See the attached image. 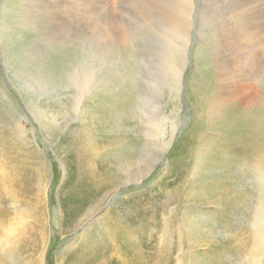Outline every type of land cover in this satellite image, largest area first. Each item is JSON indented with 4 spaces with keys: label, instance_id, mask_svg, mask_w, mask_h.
Wrapping results in <instances>:
<instances>
[{
    "label": "rangeland",
    "instance_id": "rangeland-1",
    "mask_svg": "<svg viewBox=\"0 0 264 264\" xmlns=\"http://www.w3.org/2000/svg\"><path fill=\"white\" fill-rule=\"evenodd\" d=\"M41 1L0 0V261L6 259V262L0 264H27L29 261L34 264L33 260L35 264H39L38 257L33 256L30 250L34 240H37L39 251L42 245L39 238L46 242L42 264H72L79 260V248L95 237L102 227L109 225L110 221L114 222L113 219L118 215H124L127 209L137 211L135 206L127 204L129 200H139L154 217V243L165 259L166 252L163 250L171 249L172 243L177 248H183L187 257L182 260V251L175 252L170 264H212L210 259L216 248L208 244H219L218 248L226 249L221 254L220 264H264L263 259L255 260L256 257L250 256L248 251L240 253L228 250L229 244H233L230 239L240 235H243L241 244H248L253 236L250 229L254 224L264 233V181L261 185L255 182L256 177L250 179L244 172L248 170V166L235 163L230 171L215 167L219 150L214 143L225 139L226 143L235 141V133L226 127L222 113L229 117L251 105L259 97L257 88L250 82L239 86L229 85L224 92H219V79L223 68L227 67L224 61L229 56L230 47L226 46L230 43L231 33L219 43L217 28L228 27L231 31L235 30L227 22L233 18L237 0L193 1L191 8L194 20L190 29H184L186 18L177 15L176 11L155 7L157 0H105L109 7L104 5L105 7L100 8L89 0H81L82 5L86 2L93 12L90 11L87 14L89 19L83 21L80 19L83 13L73 15L71 35L66 43L76 47L64 49L59 45L64 50L60 49V57L67 59L72 65L83 67L89 73H97V80L92 84L90 93L84 97L78 118L69 121L68 116H64L58 120L55 128L53 127L55 139L52 141L45 137L46 131L36 119L33 107L41 108L55 93L67 92L63 87L56 89L42 83V80L46 81L52 50L48 57L41 60L42 53L46 56V48L49 46L55 49L58 43L45 44L43 26L46 24L47 10L41 6ZM67 1L64 0L62 5H67ZM138 2L146 3V8L138 7ZM260 5L257 4V14L264 9V5ZM34 10L40 11L38 19L30 14ZM79 10L83 11L84 7ZM202 13L206 17L205 22ZM168 21L176 22L180 27L170 28ZM112 22H119L117 25L127 35L126 43L107 45L110 49L106 47L107 53H103L101 48L104 47H100L99 43L103 32L100 24L108 23L112 26ZM244 23L247 26L249 22ZM224 29L222 30L225 31ZM165 36H169L167 42ZM175 36L181 38L173 40ZM165 43L168 47L170 44L178 47L171 57H168L171 46L168 50ZM220 44L228 49V52L225 51L227 54L221 52ZM77 52L80 54L76 55ZM168 59L181 70L167 74L165 62ZM262 87L264 88V83ZM124 103H130L133 112H125L120 116L119 123H122L118 125L120 130L116 131L117 134L111 128L103 126L96 108L124 106ZM25 128L28 131L26 134L30 136V144L20 140L18 136ZM133 128L134 130H130ZM259 132L264 136L261 129ZM82 134L90 137L92 143L101 146V159L107 156L106 168L110 170L113 167L122 180L113 192L111 187L106 186L102 190L104 194L98 195L99 197L95 195L92 200H70L69 190L65 186L69 168L73 165V156L66 153L65 148H68L73 138L77 139ZM132 135L138 137L135 151L140 158L139 166L142 171L138 181L135 180L136 174L131 179L130 170L122 168L115 160L120 157L119 154L125 155L127 142ZM104 137H109L110 143L102 142ZM61 145L63 151L58 149ZM149 148L153 152H149ZM33 149L45 161L49 178L33 174L23 178L26 172L24 169L29 168L30 171L32 161L36 160L32 154ZM95 158L98 162V156ZM153 159L155 164L150 166ZM221 176H224L227 183L242 177L247 193L243 207L235 208L237 184H225L226 187H222ZM38 180L41 182L38 183ZM43 187L46 193L42 201L40 196L43 194ZM205 197H210V200H205ZM257 203L261 205L258 206ZM82 206L87 208L86 219H74V223L70 225L71 216L66 219L70 209L74 212L76 207ZM144 211H137L138 215ZM231 214L233 216H229ZM74 215L78 217L81 212ZM225 215L229 216V220ZM44 216L47 218L45 226L42 221ZM193 216L198 219L197 222L192 221ZM223 220L228 223H222ZM203 222H208L213 227L207 229ZM75 223L73 228L67 227ZM40 226L45 231L44 234ZM209 231L211 232L208 233ZM208 236H213L215 241L209 243L202 240ZM37 250L34 254L38 253Z\"/></svg>",
    "mask_w": 264,
    "mask_h": 264
},
{
    "label": "bare ground",
    "instance_id": "bare-ground-1",
    "mask_svg": "<svg viewBox=\"0 0 264 264\" xmlns=\"http://www.w3.org/2000/svg\"><path fill=\"white\" fill-rule=\"evenodd\" d=\"M63 1L64 0H47V1L42 0L41 1V6L45 7V11L47 10L46 24H44V26H43V28H44L43 29V31H44L43 37H44L45 44L51 43V42L58 43L55 46V49H51L49 46L46 48V56L44 55V53H42L43 57H41V60L48 57L49 53L52 50L50 57H49V66L50 67H48V69H47L46 81L42 80V83L46 84V85H50L56 89H57V87H59V89H60V87H63L64 91L66 89V92H67L64 94L55 93L53 96L49 97L48 101L45 102V104L41 108H38L35 106L33 107V109L36 112V119L40 123L41 128H43L46 131L45 137L47 138L48 141H52L55 139V137H54L55 130H53V127L57 124V122L60 118H62L64 116H68L67 119L69 121H74L75 119L78 118L79 110H80V107L82 105L83 99L86 95H88L90 93V90L93 87L92 84L94 83L95 80H97V78H96L97 73H95V72L89 73L83 67H79L76 64L72 65L67 59L64 58L65 60L68 61V65H67L66 61L60 57V54L62 53L61 50L62 51H64V50L61 49L59 47V45L64 49H72V48L76 47L75 45H73L71 43L70 44L66 43V41H68V39L71 35L70 34L71 26H72V23L74 21L73 15L80 13V12L83 13V15L80 17L81 21H83L84 19L85 20L89 19L87 14H90V11L93 12L92 10H90L87 7L86 2H83V5H82L81 0H68L66 3L67 5H64V6L62 5ZM89 1H90V3L97 5L99 8H100V6L105 7L106 5L108 6V4H109L105 0H89ZM193 1H195V0H168V1L157 0V4L155 3L156 4L155 7L165 8L164 9L165 11H168V10L176 11L175 13H177V15L186 18V21L184 23V25H185L184 29H190V27L192 26V22L194 20V18L192 16L193 11L191 8L192 4L194 3ZM202 1H204V0H202ZM256 3L258 4V6L260 4L264 5V0H237L235 8L233 10V18H231V20L230 21L228 20V22H227V23L230 22L232 24V27L234 26L235 30L231 31V30H229L230 28L227 27L225 29L222 28L225 30V31H223L220 27L217 28L218 29V35H219L218 40H220L219 43H222L223 40L226 39L227 36L231 33V36L230 37L228 36L230 43L228 46H226V47H230V51L228 53L229 56H228L227 60L224 61V63L227 65V67L223 68L222 75L219 79V85H220L219 92H224L227 89V86H229V85L239 86V85L243 84L244 82H250V83H253L255 85V87L257 88V90L259 92V97L251 105H249V106H247V107H245L239 111L232 113L229 117H227V115L225 113H222L223 121L226 124V127L228 126V128H231L233 133H235L234 134L235 141L233 143L232 142L230 143V141H228V143H226L225 142L226 139H225V140L214 143L216 148H218V150H219V154L216 157V162H215V164L217 166H215V165L214 166L219 168V170L222 168H224V169L226 168L227 171H230L234 167L233 165L235 163H236V165L248 166V170H246V169H245L246 171L243 170L245 172V174L250 179L252 177H256L255 182H257V184H261L264 181V136L262 134H260V132H259V129H261L262 132L264 133V88L262 87V84L264 83V66H263V64H264V9H262L263 10L262 12H259L257 14V7L258 6ZM139 4H138V7L141 6L140 8H146V3L143 4L142 2H140ZM35 7H38V6L35 5ZM80 7H84V10L83 11L79 10ZM207 8H210V7H207ZM227 8H229V7L227 6ZM227 8H226V10H227ZM209 10H211V9H209ZM39 13H40V11L35 12V10H34L30 14L35 19H38L40 17ZM68 13H69L70 17L67 15ZM202 16H203L204 22H205L206 17L204 16L203 13H202ZM219 17H217V18H219ZM171 19H173V18H171ZM232 19H234V21ZM211 20H212V18H211ZM218 21H220V20H218ZM244 21L249 22L247 26H244L245 25ZM117 23H119V22H115V23L112 22V26H110L108 23H107V25H104L103 23H101V24L99 23L102 27V30H103L102 34L101 35L99 34L100 35V37H99L100 47H104V48H101L103 50V53H107L106 49H108V50L110 49L109 46H107V45H114L115 43H118L119 45H121V44L123 45L124 43H126L125 38L127 35L124 32V30H122L117 25ZM215 23H217V21ZM221 23H222V21H221ZM167 25L170 28L180 27V25L176 22H169L168 21ZM219 25H220V22H219ZM224 26H225V24L223 25V27ZM167 37L169 39V36H165L166 42H167ZM36 38H37V36H36ZM180 38H181L180 36H175L172 39L177 40ZM101 44H106V45H101ZM170 46H171V50L169 52L170 55L168 57H171L173 51L176 48H178L174 44H170ZM170 46L168 47V44H166V49L168 48V50H169ZM220 46H221V44H220ZM226 47L221 46V52H224V53L228 52V49H226ZM222 48H225V50L224 49L222 50ZM70 52L72 54V51H70ZM65 54H67V53H64V55ZM77 54H80V53L77 52L76 55ZM65 56H67V55H65ZM164 56H165V54H164ZM185 57H186V53H185ZM102 61H104V60H102ZM165 64H166L165 67L167 68V70H166L167 74L169 72H171V74H172V72H177V71L181 70V68L175 67V65L173 63H171L170 59H168L167 62H165ZM171 66H173V67H171ZM93 68L91 67V69H93ZM96 72H97V70H96ZM101 80H102V77H101ZM21 82H23V81L21 80ZM125 88H126V86H125ZM2 96H3V93H2ZM45 96H47V95H45ZM128 98H132V97H128ZM100 101H101V99H100ZM96 111L99 113L101 121L104 124L103 126H105L106 128H111V131L116 132L117 130L118 131L120 130L118 125H120L122 123V122L119 123L121 121L120 116L126 114L125 112H130L132 114L133 107L130 103H127V104L124 103V106H115L112 108L111 107L104 108V107L100 106V107L96 108ZM33 114H34V112H33ZM9 115L16 119V117L14 115H12L10 112H9ZM92 116H94V115H92ZM10 118L11 117H9V120H10ZM90 118H92V117H90ZM124 118H126V117H124ZM6 126H9V125L6 123ZM135 127L136 126H134V128ZM134 128L130 129V130H134ZM136 128H138V126ZM24 132H21V134L18 133V136H19L20 140H23L26 144H28L29 143L28 141L30 140L29 139L30 136H28L26 134L28 132L26 130V128L24 129ZM109 132H110V130L108 131V133ZM116 133L118 134V132H116ZM78 134H80V133H78ZM112 134H113V132H112ZM95 135H97V134L95 133ZM125 136H127V135H125ZM109 137H104L101 139V141L106 143L109 141ZM75 138H73V140L69 142L68 148H65L66 149L65 152L69 153L70 156L71 155L73 156V159H72L73 165L71 168H69L70 170H69L67 178H66L67 180L65 179L66 180V186L65 187L67 188V190H69V197L68 198H70V200L71 199L72 200H78V199L79 200H81V199L82 200H89V199L92 200V199H94L95 195L98 196V195L104 194L102 190H103V188L105 190L106 186L111 187V191L113 192L116 189L115 187L121 182L122 178H120L116 175V173H115L116 171L114 172L113 167L110 168V170L108 169V167L106 168L107 156H104L101 159V157H100L101 150H102L101 146L98 143H92L90 141V137H87L85 134L78 136L77 139H75ZM136 138H138V137H136L135 135H132L129 138V140L127 142L126 149H125V155L119 154L120 157L118 159L116 158L115 160L117 162H119V165H121L122 168L130 170L129 176L131 179L133 178L134 174H136L137 176L135 175V180L138 181L139 179H141L142 171H141V167L139 166L140 165V163H139L140 158L137 157V153H136L137 151H135V149H137V145H138ZM117 140H119V139H117ZM112 142H114V141H112ZM109 143H110V141H109ZM65 144H67V143H65ZM115 145H116V143H115ZM69 146H72V147H69ZM109 146H110V144H109ZM164 148H166V147H164ZM58 149H59V151H63L62 145L60 147H58ZM148 150H151V148H149ZM149 152H153V151L151 150ZM95 153H98L99 155H95ZM32 154H33V157L37 160V162H35L36 160L32 161L30 171H28L29 168L24 169V172L25 171L26 172H25V175L23 176V178L27 175L29 177H31L32 174H33V176L38 175V176H40V178L41 177L42 178H49L50 175H48L47 166L44 163L45 161L42 160L39 152L37 150L34 151V149H33ZM227 154H228V156H227ZM97 156L99 159L98 162L95 158ZM151 156L152 155L150 153V157ZM27 161H29V160H27ZM126 161H128L127 165L125 163ZM209 161H207V162H209ZM117 162H116V164H117ZM211 162H212V160H211ZM28 164H30V163H28ZM153 164H155L154 159H153V162L150 163V166H152ZM25 165H26V163H25ZM16 167H18V166H16ZM16 167H15V169H16ZM22 169H23V166H22ZM122 172H123V170H122ZM126 172H128V171H126ZM126 172L124 171V173H126ZM2 175H3V173H2ZM226 177H227V175H226ZM220 178H221L220 186H222V187H226L225 184H228L227 186H229L231 184H237V185H235L236 186L235 187V194H237V196H236L237 205L235 206V208H237L238 206L243 207V205H244L243 202L246 198L247 193H246V189L243 187V185H244L243 181L244 180L242 179V177L241 178H239V177L234 178L229 183H227V180L224 178V176H221ZM8 180L10 181V177ZM39 180H38V183L41 182V181L39 182ZM9 185H11V184H9ZM36 185H37V183H36ZM256 188H258V187H256ZM257 192H259V191H257ZM42 193L43 194L40 196V198L43 201L45 193H46L45 188L42 191ZM107 195L108 194H106V197H107ZM205 200H207V201L210 200V197H205ZM259 200H258V202H259ZM128 203H130L131 207L135 206V210L137 209V211H139L141 209H144L145 211L143 212V214L141 213V215H138L137 211H133L132 209H127V212H125L124 215H118V217L113 219L114 222L110 221L109 225H107L106 227L105 226L102 227V229L99 232H97L95 237L91 238V240L87 244H85L84 246L79 248L77 253H80V257H81V255H83L81 257L83 261L79 257L78 258L79 260L78 261L74 260L75 262H73L72 264H161V263L170 264V262H172L171 256L173 257L175 252L179 253L180 251H182V253L180 252L182 254V255H180V258H182V260L184 257H187V256H185L186 254L184 253L183 248H181V247L177 248L176 245L172 243L170 245L171 249L166 248L163 250L164 252H166L167 259H165L164 254L158 250V247L154 243V237H153L154 234L152 232V228L154 226V224H153L154 217L151 216L149 210L139 200H133V201L129 200V201H127V204ZM260 203H261V201H260ZM140 204H142V206ZM259 205H261V204H258V206ZM73 206H75V205H73ZM69 208H71V207H69ZM76 208L77 209H75L74 212H73V209H70V213L69 214L67 213L68 215L66 216V219H68L70 216L72 218V219H70V225H71V223H74V222H72L74 219L78 218V220H79V218H80V220H81V218L84 219L85 216L87 215V214H85V211H87V208H85L83 206L80 208H78V207H76ZM249 209H250V207H249ZM240 210H242V209L240 208ZM83 211H84V213H82ZM79 212H81V215L76 217V215H74V214L75 213L77 214ZM260 213H258V214H260ZM212 216H214V215H212ZM229 216H233V214H231ZM229 216L225 215V218L229 220ZM129 219H131L130 222L128 221ZM192 219H193L192 220L193 222H197V220H198L195 216H193ZM46 220H47V218L44 216L43 220H42L44 226H45V223L47 224ZM223 221H222V223H225V224L228 223V221H226V222L225 221L223 222ZM212 222H213V220H212ZM76 223H78V222L76 221ZM76 223L73 224L72 226H67V227H69V229L73 228L74 225H76ZM203 225L207 229H209L210 227H213L208 222H203ZM40 229H41V226H40ZM69 229H66V230H69ZM184 230H185V228H184ZM42 232L44 234L45 231L42 230ZM42 232H41V234H42ZM210 232L211 231H209L208 233H210ZM250 234L253 235L251 238V241L245 245L241 244V241L243 240V235H240V237H238V238L234 237L233 239H230V241H232L233 244H231V245L229 244L228 250H230V251L232 250V251H236V252H240V253L248 251L250 256L252 255V256L256 257L255 260H257V261H261L262 259L264 260V233H261L257 224H254L250 229ZM37 236H38V234H37ZM38 240L42 244L39 251L37 250L38 249L37 240H34V242L32 244L33 247L32 248L30 247V250H31L33 256L35 255L38 257L39 264H42L43 252H44V249L46 246V242H44L45 239L43 240V239L39 238ZM202 240H206L205 242H209V243H213L215 241L213 239V236H208V238H205ZM253 240H254V242H253ZM258 240H260L261 242H258ZM208 245L211 247H214V249L216 248L215 254L212 256V259H210L211 263L212 264H220L221 254L225 253L226 249H223V247H222L223 250L218 248L219 244H217L216 246H213L212 244H208ZM78 247H79V245H78ZM248 248H250V249L248 250ZM35 250H37L38 253L34 254ZM84 256H87L89 259H87ZM176 259L178 260V258H176ZM0 262H6V259L1 260ZM25 263H26V261H25ZM33 263L35 264L34 260H33ZM181 263H183V262L181 261ZM27 264H31V261H29Z\"/></svg>",
    "mask_w": 264,
    "mask_h": 264
}]
</instances>
